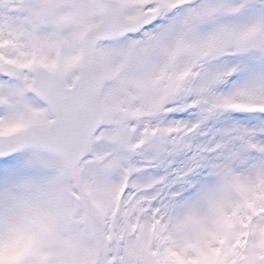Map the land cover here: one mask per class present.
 <instances>
[{"label":"snow or ice","instance_id":"1","mask_svg":"<svg viewBox=\"0 0 264 264\" xmlns=\"http://www.w3.org/2000/svg\"><path fill=\"white\" fill-rule=\"evenodd\" d=\"M0 264H264V0H0Z\"/></svg>","mask_w":264,"mask_h":264}]
</instances>
